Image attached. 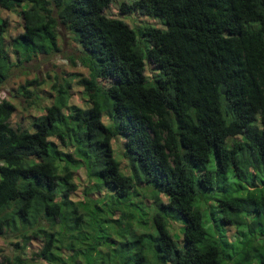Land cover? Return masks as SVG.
Wrapping results in <instances>:
<instances>
[{"label": "trees", "instance_id": "obj_1", "mask_svg": "<svg viewBox=\"0 0 264 264\" xmlns=\"http://www.w3.org/2000/svg\"><path fill=\"white\" fill-rule=\"evenodd\" d=\"M111 2L0 0L22 22L9 44L0 17V84L13 66L59 52L60 25L89 72L77 81L87 107L69 100L64 79L29 127L14 128L15 107L0 102V237L19 240L0 264H31V239L43 241L45 264H100L99 230L118 253L105 264H264V0H123L120 14L165 26L142 22L138 33L105 15ZM116 135L136 182L113 156ZM147 210L145 229L136 215Z\"/></svg>", "mask_w": 264, "mask_h": 264}, {"label": "rangeland", "instance_id": "obj_2", "mask_svg": "<svg viewBox=\"0 0 264 264\" xmlns=\"http://www.w3.org/2000/svg\"><path fill=\"white\" fill-rule=\"evenodd\" d=\"M122 1L123 0H112L110 6L104 11L105 15L112 18H121L125 22L129 21L128 23L130 27L137 33L139 30V24H141L142 22L146 24L156 25V27L158 26V28L160 29L165 28V26L162 23L159 24V21H157L156 19L139 15L128 16L126 14H120L119 5ZM0 17L6 19L8 22L9 43L15 35L22 32L21 19L15 13H9L1 9ZM58 29L59 37L57 39V42L59 52L47 56L38 55L31 61L24 62L19 66H13L9 71L8 79L4 83L0 84V102L2 100H6L15 107V110L13 111L10 118V124L14 128L29 127L30 120H32L31 117L41 115L44 111L45 106L53 103L52 98H54L57 93L52 89V85H60L63 83L64 79L71 80L72 87L69 91V100L72 101L74 105L80 106L81 108L87 107L88 105L85 102L87 99V95L86 93H83V87L77 84V81L80 77L86 78L89 74L88 70L80 63V58L83 53H81L80 48L77 46L78 44H75L72 40V34L70 31L65 30L61 25ZM147 46V43L146 45L144 44V42L142 43L141 49L143 52L146 51ZM11 53L12 48L10 49V54ZM14 59L15 57L12 54L11 60L14 61ZM71 59L74 60V64L70 61ZM146 73L148 76L150 75V72L148 70H146ZM32 81H35L36 83L26 86V82ZM108 83L103 84L107 85ZM21 86H25L27 91H29L31 94L29 96L25 95L24 92L19 89V87ZM105 114L106 112L103 114V116ZM102 120L106 125H109L107 117L104 116ZM30 130H34L33 126H31ZM111 147L113 150L114 158L118 162H120V172L126 176L131 177L133 179V182H136V176L132 169V165L130 164V161L128 159L124 158V137L122 135H116L111 141ZM136 188H141V185H136ZM148 188L149 189L142 191V193L146 194V199L144 200V202H146L147 204L150 203V199H152L154 194L150 192L152 191V188ZM109 190L108 192H111L112 189L109 188ZM81 192L82 190L81 188H79V191L70 196V199L72 201L81 199ZM103 193H105V191H102V194ZM160 198L165 201V198L162 194L160 195ZM116 200V197L109 194V197H107V199L104 201V205H102L103 211L109 213L110 211L108 212V209L114 207ZM39 212H41V210H39ZM151 219L152 214L150 215V212L148 210L146 212L139 211L136 215L137 222L140 221L141 224L144 225L143 228L145 229L148 226H153ZM42 224L47 228V231L50 230L49 222L43 221ZM122 225L125 226V223H123ZM173 225V222L170 223V227L168 228H170V230L172 231L171 234L173 235V239L177 243L178 247H181V239L178 240L179 231L177 230L176 225ZM54 228L55 230H59V226L57 224H54ZM228 231L229 238L232 239L235 233V228L232 227ZM97 235L101 238L97 249L98 259L96 258V261L100 264H105V262L107 261L115 262V259L118 257V253H115L117 252L115 243L111 239L109 241L106 239L108 233L105 231L99 230ZM113 239L119 242L117 238L115 239L113 237ZM18 241L19 240L13 235L0 237V262H6V260L10 262L13 261V257L17 253V250L13 244ZM61 242L63 244H66L67 240L63 238ZM42 245L43 241L41 239H31L27 244V248H24L26 250L23 256L28 259L31 264H45L43 260L39 259L38 255L40 253ZM21 246H23L22 242ZM24 249L19 248L18 252L22 253ZM64 254L66 256L67 252H65ZM148 259L150 262H152L150 255H148ZM152 263L154 264V262Z\"/></svg>", "mask_w": 264, "mask_h": 264}]
</instances>
